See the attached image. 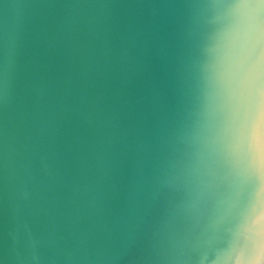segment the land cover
Masks as SVG:
<instances>
[{
	"label": "water",
	"instance_id": "1",
	"mask_svg": "<svg viewBox=\"0 0 264 264\" xmlns=\"http://www.w3.org/2000/svg\"><path fill=\"white\" fill-rule=\"evenodd\" d=\"M264 0H0V264H264Z\"/></svg>",
	"mask_w": 264,
	"mask_h": 264
},
{
	"label": "snow or ice",
	"instance_id": "2",
	"mask_svg": "<svg viewBox=\"0 0 264 264\" xmlns=\"http://www.w3.org/2000/svg\"><path fill=\"white\" fill-rule=\"evenodd\" d=\"M250 2H260V0H250ZM261 10L264 11V5ZM252 39L254 47L260 51V57L253 64V83L255 84L264 76V25L259 26V31L253 33ZM244 135L249 151L260 164L264 165V87L256 91L255 102L245 123ZM259 219L264 221V215Z\"/></svg>",
	"mask_w": 264,
	"mask_h": 264
}]
</instances>
